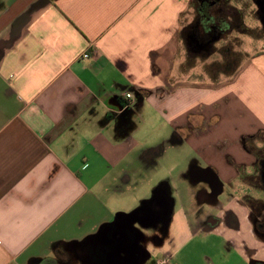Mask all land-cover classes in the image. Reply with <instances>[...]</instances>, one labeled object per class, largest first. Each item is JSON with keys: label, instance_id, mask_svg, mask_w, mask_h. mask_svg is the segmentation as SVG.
I'll return each mask as SVG.
<instances>
[{"label": "crops", "instance_id": "0c3cea01", "mask_svg": "<svg viewBox=\"0 0 264 264\" xmlns=\"http://www.w3.org/2000/svg\"><path fill=\"white\" fill-rule=\"evenodd\" d=\"M202 1L0 0V264H264L260 198L236 194L264 149V52L193 78ZM223 3L264 30V0Z\"/></svg>", "mask_w": 264, "mask_h": 264}, {"label": "rangeland", "instance_id": "374dc122", "mask_svg": "<svg viewBox=\"0 0 264 264\" xmlns=\"http://www.w3.org/2000/svg\"><path fill=\"white\" fill-rule=\"evenodd\" d=\"M251 16L253 15H250V18ZM249 21L250 26H253L252 30L242 29L238 20L234 23V27L229 34L227 33L223 35L219 41L211 46V48L201 52L199 54L201 56L198 57L197 54H194V51H191V61L189 63L190 68L196 71L195 73H202V76L200 77H197L196 75L192 77L199 78L198 80L206 82L207 84L223 83L230 79L236 69L242 66L250 55L264 52V30L257 28L258 23L256 24L255 21L247 20V22ZM186 65L185 62V66ZM203 73L205 76H203ZM249 186L247 180L243 182L240 185L239 192L236 193L237 196L240 199H243V195L252 191V194L254 193L256 195L255 198H260L258 196H260L261 193L258 194V191L254 192ZM175 187L177 186L175 185ZM224 193L223 200L237 197L235 193H233L234 196L230 195L228 189L225 190ZM162 243L163 241H160V244ZM177 244L178 243L175 245ZM223 244L221 238L209 237L207 239L195 238L185 246L189 248L201 245L219 248L218 246Z\"/></svg>", "mask_w": 264, "mask_h": 264}, {"label": "flooded vegetation", "instance_id": "af4514ba", "mask_svg": "<svg viewBox=\"0 0 264 264\" xmlns=\"http://www.w3.org/2000/svg\"><path fill=\"white\" fill-rule=\"evenodd\" d=\"M237 16L230 9L224 6L223 0H203L197 6L196 15L187 31V38L190 39V49L195 48L207 50L219 41L225 34H229ZM257 155V166L255 174L247 177L249 187L260 194V200H253L251 196L247 198L253 217L258 218L264 215V149H252ZM264 217V216H263ZM256 229H264V219L254 221Z\"/></svg>", "mask_w": 264, "mask_h": 264}, {"label": "built area", "instance_id": "2783aa9c", "mask_svg": "<svg viewBox=\"0 0 264 264\" xmlns=\"http://www.w3.org/2000/svg\"><path fill=\"white\" fill-rule=\"evenodd\" d=\"M88 57H89V55H87V54L83 55V58H88ZM124 99H126L127 101L131 100L132 99V94L131 93L124 94ZM127 106H130V104L128 103Z\"/></svg>", "mask_w": 264, "mask_h": 264}]
</instances>
